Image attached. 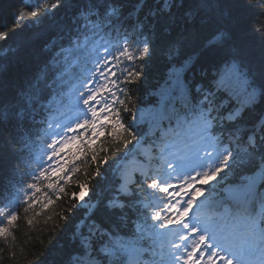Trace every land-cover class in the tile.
I'll use <instances>...</instances> for the list:
<instances>
[{"label": "snow or ice", "instance_id": "6c2138e0", "mask_svg": "<svg viewBox=\"0 0 264 264\" xmlns=\"http://www.w3.org/2000/svg\"><path fill=\"white\" fill-rule=\"evenodd\" d=\"M203 2L24 0L10 23L0 20L4 41L9 28L15 32L69 10L57 24L60 35L44 47L46 61L25 73L14 95L0 94V125L14 126L24 148L44 129L48 161L81 140L83 160L96 165L94 173L84 170L85 180L75 183L79 193L56 189L78 201L67 211L83 210L61 264H264V58L255 67L223 30L194 49V20ZM244 4L256 11L253 31L264 42V0ZM15 51L0 49V56ZM150 62L162 65L164 73L146 119L132 86H142ZM69 86L74 87V119L49 121L53 97L60 98ZM80 130L90 135L81 136ZM105 133L109 138L93 147ZM141 145L148 146L146 155L155 166L134 177L122 162ZM76 160L73 156L70 168L67 160L49 165L52 172L65 173L54 181L45 171L28 175L44 176L53 189L82 171ZM37 164L45 167L43 159ZM109 173L113 183L85 201L91 179L106 180ZM25 187L34 190L32 195ZM14 188L0 203L5 243L15 241L18 208L27 204L28 213L39 191L22 180ZM45 199L42 208L54 203ZM161 251L166 262L157 260Z\"/></svg>", "mask_w": 264, "mask_h": 264}, {"label": "trees", "instance_id": "16d2710c", "mask_svg": "<svg viewBox=\"0 0 264 264\" xmlns=\"http://www.w3.org/2000/svg\"><path fill=\"white\" fill-rule=\"evenodd\" d=\"M199 2L200 0H190L191 4ZM23 6H25L24 0H0V20H8L10 23L12 12ZM68 12L67 9H60L54 18H45L43 22L34 26L18 27L15 32L8 29L9 37L7 40L0 41V49L9 48L16 51L15 53L9 52L6 56H0V63L3 66L0 68V94L5 97L14 95L16 88L22 83L25 73L28 70H37L46 61L47 53L44 47L49 41L60 35V33L59 35L55 34L58 30L57 24L66 17ZM255 17L256 11L246 7L244 0H204L203 3H200L194 20L197 36L193 48L198 49L214 33L223 30L229 34L231 43L242 48L246 59L258 68L261 59L264 58V42L253 31ZM94 39L103 43L99 37ZM73 70L75 71V69ZM145 72L146 78L143 80L142 86L138 89L135 86L132 87L134 88L133 95L136 97V107L145 114L147 119L148 111L146 110L155 103L152 93L155 86L161 81L164 69L159 63L150 62ZM71 88L73 86L66 87L60 98L53 97V109L49 114V120L53 114L59 113L56 106L65 103ZM47 136L48 133L44 129H40L39 134L33 137L34 142H30L29 147L24 148L18 140V133L14 126L0 125V203H5L12 197L15 191L14 185L18 180L24 181L25 185L35 183L39 189L32 196L37 203L29 209L28 213L24 212V207L27 204H22L18 208L20 218L16 221V227L12 229L15 241L9 239L5 243L0 239V249H2L0 264H61L69 245L74 220L78 219L83 211L76 208H73L71 212L67 211L78 201L56 191L58 187L63 186L67 193H79L80 189L74 185L85 180L84 170L94 173L96 165L91 164L90 159L83 160L85 153L81 148V141L70 148L62 159V163L67 160V167L70 168L73 166L72 157H77L76 166L80 167L82 171L74 174L72 182L60 181L53 189H49L47 184L52 181L45 179L44 176L30 178L28 175L33 171H37V173L45 171L47 175L52 176L54 181L57 176L65 174L52 173L46 167L39 168L37 164V161L43 159L41 150L46 148ZM108 138L105 133L100 141L93 144V147ZM105 146L107 147V145ZM129 147L131 148V145ZM148 151L147 145L138 146L135 154H130L122 162L124 172L138 177L139 170L150 169L140 163L141 159L149 157L146 155ZM10 167L11 172L8 174ZM105 168L107 165L101 166L102 174ZM113 180L110 173L106 180L91 179L88 188L85 189L84 200H94L102 190L113 183ZM25 191L32 195L34 190L25 187ZM46 196L51 197L54 203L47 208H42L41 205L46 203ZM57 196L60 198L57 199ZM63 216L67 217V221L61 218ZM49 217L51 218L49 219ZM28 219L32 220L31 225L27 223ZM152 223L154 222L149 220L148 226L150 227ZM142 259L146 262L148 256L145 255ZM160 259L161 253L157 257V260Z\"/></svg>", "mask_w": 264, "mask_h": 264}, {"label": "rangeland", "instance_id": "374dc122", "mask_svg": "<svg viewBox=\"0 0 264 264\" xmlns=\"http://www.w3.org/2000/svg\"><path fill=\"white\" fill-rule=\"evenodd\" d=\"M55 34L59 35V31L57 30ZM70 112L74 114V110H73V109H71ZM63 122H64V121H63ZM174 182H175V181H174ZM174 182H173V183H174ZM176 185H177V184H176ZM177 186H178V185H177Z\"/></svg>", "mask_w": 264, "mask_h": 264}, {"label": "bare ground", "instance_id": "6f19581e", "mask_svg": "<svg viewBox=\"0 0 264 264\" xmlns=\"http://www.w3.org/2000/svg\"><path fill=\"white\" fill-rule=\"evenodd\" d=\"M13 14V12H12ZM0 66H2V64L0 63ZM11 172V167L9 168L8 174Z\"/></svg>", "mask_w": 264, "mask_h": 264}]
</instances>
